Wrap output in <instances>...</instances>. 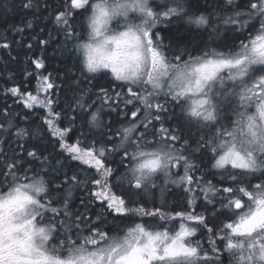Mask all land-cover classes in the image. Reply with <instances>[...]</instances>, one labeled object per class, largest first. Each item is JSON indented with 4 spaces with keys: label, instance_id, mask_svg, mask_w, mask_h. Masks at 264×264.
Returning a JSON list of instances; mask_svg holds the SVG:
<instances>
[{
    "label": "snow or ice",
    "instance_id": "1",
    "mask_svg": "<svg viewBox=\"0 0 264 264\" xmlns=\"http://www.w3.org/2000/svg\"><path fill=\"white\" fill-rule=\"evenodd\" d=\"M21 8L35 10L26 28L39 19L36 12L51 9L48 19L63 34L61 43L78 54L80 73L65 76L72 92L67 108L75 113L67 117L68 127L60 126L65 112L55 110L59 102L52 90L59 86L51 74L37 77L35 93L19 86L6 90L25 108L46 110L41 125L60 151L53 148L59 157L53 159L47 148L25 147L21 141L32 133L16 123L18 114L0 111V264H224L225 258L228 264H264V0H206L203 5L194 0H21ZM0 10L13 9L0 0ZM172 19H185L207 39L191 48L178 46L169 56L172 41L166 45L156 29ZM12 30L23 33L24 28ZM38 35L31 39L50 44L51 32L46 40ZM31 62L36 69L45 67L43 55ZM105 70L119 82V91L94 83ZM166 104L180 109L178 127H164ZM113 112L127 121L115 133L118 143L111 137L69 141L78 117L89 127L108 128L103 116ZM154 121L160 122L158 129ZM184 125L198 133L194 148L183 135ZM189 149L211 155L221 187L211 181L201 186L203 176H194L198 166L185 154ZM113 153L122 154L118 164L125 168L115 180L129 193L149 192L163 177L162 195L168 184L187 185L188 193L198 189L204 212H195L192 198L189 211L167 212L166 202L152 210L130 207L138 203L131 195L125 199L112 191L117 169L107 161ZM64 159L88 166L95 177L69 175ZM178 167L182 175L173 173ZM82 184H91V201L103 205L97 221L114 212L150 222L141 219L111 235L101 230L86 214L85 200L79 205L85 212L72 208L71 188ZM221 216L226 218L209 226Z\"/></svg>",
    "mask_w": 264,
    "mask_h": 264
},
{
    "label": "trees",
    "instance_id": "2",
    "mask_svg": "<svg viewBox=\"0 0 264 264\" xmlns=\"http://www.w3.org/2000/svg\"><path fill=\"white\" fill-rule=\"evenodd\" d=\"M211 3L213 0H207ZM6 3L12 7V11L9 13L3 12L0 10V44L5 42L9 43L10 47L5 49L0 47V111L7 108L11 113L16 115V123L20 127L28 128L30 136L25 137L21 143L25 147L31 149L32 147L37 148H47L48 152L53 154V159L59 158L56 157L53 148L56 151H60L58 145L54 143L55 137H52L50 133L47 132L46 128L41 125L40 117L45 114V109L35 106L33 109H27L20 102L18 97L13 96L10 92L6 91L15 86H19L21 91H29L35 93L37 87V77L51 74L53 82L59 86L57 89H53L52 92L55 93L54 99L59 103L55 107L56 111H61L62 109L65 112V118L60 122L61 127H68L67 117L72 116L75 113L68 110L67 105L71 102L72 92L65 86V76L75 78L79 76L80 73V64L77 60V53L73 49L71 44L64 46L61 42L63 41V34H57L53 24L48 19V16L51 12L49 9L48 12H36V15L39 17L37 21L33 22L32 28H26L24 22L26 20H32L34 9L25 10L21 8V0H6ZM61 3V0H55V4ZM195 4L203 5L206 3V0H194ZM79 20V17H77ZM12 26L24 28L23 33H16L12 30ZM43 29V31H41ZM157 31L160 32V35L164 38V43L167 45L172 41L171 49L167 50L168 55L176 54V51L179 47H183L185 44L189 48L194 47V41L199 42L201 38L207 39L206 34L198 33L193 25H189L185 19H172L167 21L163 25L157 26ZM49 32H51L52 40L49 45H40L36 40L31 38L38 35V40L40 39H49ZM243 39V37H240ZM31 43L33 47L29 49L27 45ZM59 45V46H58ZM203 47V45H201ZM43 49V53H42ZM195 54V53H194ZM43 55V60L45 67L43 69H36L35 65L31 62L34 59L40 58ZM30 73V75H26ZM94 83L98 87H108L115 88V90H120L119 82L114 81L110 73L105 74H96V80ZM44 94L41 93L43 98ZM160 102L164 103V98H160ZM169 108L168 113L161 114L164 117V127L166 128H175L178 127V121H182L180 114V109L171 105H167ZM171 107V108H170ZM120 108L123 109L124 105L121 104ZM131 106H129V109ZM227 112V108L225 109ZM175 113L174 118L168 119L169 116H172ZM230 115V113H228ZM29 118L28 121L24 120V117ZM103 121L108 124V128L111 131H108V128L103 127H89L83 124V118L78 117L75 121V126L73 127L72 132L68 134L69 141H74L77 137H80L81 141H88L95 139L98 141L107 142L109 137L112 138L111 143H118V139L115 137V133L120 129L122 124H127V121L123 116H118L116 112H113L109 115L103 116ZM4 122L3 117L0 116V123ZM155 128L160 127L159 121L153 122ZM15 131V129H13ZM84 133L83 136L80 134ZM190 133V135H189ZM183 135L185 138L190 139L192 148L195 147V140L198 139V133L195 128H190L188 125H184ZM111 143L108 144L111 147ZM183 143V140L176 144L177 148H180V145ZM82 146H86L82 144ZM189 155V158L194 164L198 166L193 174L195 177L203 176V181H201V186L206 181H211L212 184L216 187H221L220 176L221 172L213 169L211 167V155H201V153H193L191 149L185 153ZM122 160V154L113 153L108 157V161L111 163V166L116 168V172L112 177V182L114 184L112 191L117 196H123L125 199H128L129 196H132V199L136 200L137 204L129 205L130 207H135L142 205L148 210H152L155 207H160L161 204L158 203L156 194H153L152 197L144 195L141 191H136L132 189V193H129L128 186L121 185L118 181L115 180L116 176L122 175L125 172V168L122 165H119L118 162ZM66 164V170H69V175L72 172H80V179H85V174L87 179H92L95 177V171L89 169L88 166L81 164L79 161L64 159ZM124 163H127V160H124ZM37 166H41L40 162H37ZM46 167V165H44ZM178 173L183 174V168L179 167ZM62 178V177H61ZM54 183H59V181H54ZM187 185L177 186L170 184L165 190V202L166 207L165 211H189L187 206V201L189 198L195 200V212L200 214L204 212L205 202L202 194L197 189L194 193H188L185 191ZM192 187L196 189V185L193 184ZM69 189V186L65 185V191ZM72 197L71 203L72 208H79L80 212H85V208L79 207L81 200H85L87 212L86 214L91 217V221L101 230L108 232L110 235L113 234L117 229H123L131 223L138 222L143 219L149 221V218H141L139 216L133 218L119 217L118 214L112 212L111 214L105 213L106 220L102 217L101 221L96 220L95 213L104 211L103 205L100 201H91L89 193L92 191L91 184L84 186L83 184L79 187L71 188ZM135 195H132V194ZM218 207V205H217ZM226 216H221L217 220L209 221V226H215L219 223V220L225 219ZM179 223L177 220L175 222ZM205 234L202 232L200 236H197L196 239H201ZM224 264H228L227 259L225 258Z\"/></svg>",
    "mask_w": 264,
    "mask_h": 264
},
{
    "label": "rangeland",
    "instance_id": "3",
    "mask_svg": "<svg viewBox=\"0 0 264 264\" xmlns=\"http://www.w3.org/2000/svg\"><path fill=\"white\" fill-rule=\"evenodd\" d=\"M166 22H167V21H165V22H163V23H161V24H158L157 26H159V25H163V24H165ZM116 27H117V24L114 22V23H113V28H116ZM106 71H107V70H106ZM167 105H168V104H166L165 106H167ZM171 106H172V105H171ZM170 108H171V107H170ZM178 170H179V167L173 169V173L181 174V173H178ZM173 178H175V177H173ZM162 181H163V177H161L159 180L156 181V183H157V185H158L157 188L152 189V190L149 191V192H142L144 195L148 196L149 198L152 197L153 194H156L157 199H158V203H160L161 205H162L163 203H165V190H166L167 186L170 185V184H168V185L166 186V188H165V190H164V192H163V195H162V193H161ZM135 190H136V189H135ZM136 191H140V190H136ZM173 226H178V223L174 224Z\"/></svg>",
    "mask_w": 264,
    "mask_h": 264
}]
</instances>
